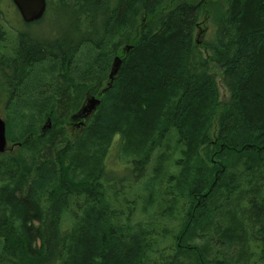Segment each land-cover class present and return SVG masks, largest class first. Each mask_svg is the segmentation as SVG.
<instances>
[{
  "label": "trees",
  "instance_id": "obj_1",
  "mask_svg": "<svg viewBox=\"0 0 264 264\" xmlns=\"http://www.w3.org/2000/svg\"><path fill=\"white\" fill-rule=\"evenodd\" d=\"M4 1L0 264H264V0H47L51 39Z\"/></svg>",
  "mask_w": 264,
  "mask_h": 264
},
{
  "label": "rangeland",
  "instance_id": "obj_2",
  "mask_svg": "<svg viewBox=\"0 0 264 264\" xmlns=\"http://www.w3.org/2000/svg\"><path fill=\"white\" fill-rule=\"evenodd\" d=\"M176 1L177 0H168V3L169 5H172ZM11 2H12L11 0H5L4 8L5 11H7L6 15L9 16V20L11 23H13V27L16 30L22 32H31L32 34L38 37L43 36L45 38L49 37V39H51L55 36H58L59 33L60 35H63L66 33L67 30L71 29V23H72L71 14L68 11L63 10L62 8H59L58 6L52 9L54 5H52L51 8L49 7L50 9L47 10V13L45 15V20H43L44 22L40 24L26 26V24L20 20L22 18L18 10L16 9L13 3L12 4L15 8L11 5ZM202 20H203V23L201 24L202 31L198 32V34L200 35L199 36L197 35V38L205 42L212 38L214 32V24L211 18L208 19L203 18ZM218 85L221 92V99L223 101L228 100L229 94L220 79L218 80ZM3 89L4 87L0 83V113L4 118H6L5 98L3 94V92L5 91H3ZM72 121H73L71 123V127H73L72 130L79 132L80 129V127L78 126L79 120H76V118H74ZM115 162H117V160L112 158L113 166H115ZM122 168L123 167L121 164H117L116 169L122 171Z\"/></svg>",
  "mask_w": 264,
  "mask_h": 264
},
{
  "label": "water",
  "instance_id": "obj_3",
  "mask_svg": "<svg viewBox=\"0 0 264 264\" xmlns=\"http://www.w3.org/2000/svg\"><path fill=\"white\" fill-rule=\"evenodd\" d=\"M12 2L17 8L22 20L27 24L41 20L44 17L48 7L47 0H12ZM130 48L131 47L128 46V50ZM121 64L122 58L116 56L113 60L109 75V88H111L115 78L117 77ZM100 103L101 100L99 98L94 96L88 97L87 105L79 112V115L83 116L84 118L92 116ZM50 127V120H47L42 128V131L45 133ZM8 148L7 126L5 120L0 115V154L4 153Z\"/></svg>",
  "mask_w": 264,
  "mask_h": 264
},
{
  "label": "flooded vegetation",
  "instance_id": "obj_4",
  "mask_svg": "<svg viewBox=\"0 0 264 264\" xmlns=\"http://www.w3.org/2000/svg\"><path fill=\"white\" fill-rule=\"evenodd\" d=\"M88 96V94H87ZM76 120H79L78 126H82L83 123V117H76Z\"/></svg>",
  "mask_w": 264,
  "mask_h": 264
}]
</instances>
